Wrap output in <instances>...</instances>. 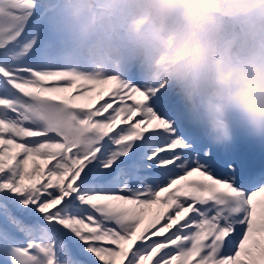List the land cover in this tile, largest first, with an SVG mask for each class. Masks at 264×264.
<instances>
[{"label":"snow or ice","instance_id":"1","mask_svg":"<svg viewBox=\"0 0 264 264\" xmlns=\"http://www.w3.org/2000/svg\"><path fill=\"white\" fill-rule=\"evenodd\" d=\"M60 7L0 0V264H264V166L232 150L252 136L214 143L174 86L76 67Z\"/></svg>","mask_w":264,"mask_h":264},{"label":"clouds","instance_id":"2","mask_svg":"<svg viewBox=\"0 0 264 264\" xmlns=\"http://www.w3.org/2000/svg\"><path fill=\"white\" fill-rule=\"evenodd\" d=\"M52 29L76 67L174 86L214 143L264 140V13L248 0H60Z\"/></svg>","mask_w":264,"mask_h":264},{"label":"rangeland","instance_id":"3","mask_svg":"<svg viewBox=\"0 0 264 264\" xmlns=\"http://www.w3.org/2000/svg\"><path fill=\"white\" fill-rule=\"evenodd\" d=\"M241 137H243V136H241Z\"/></svg>","mask_w":264,"mask_h":264}]
</instances>
